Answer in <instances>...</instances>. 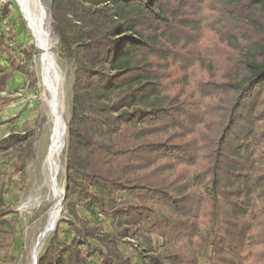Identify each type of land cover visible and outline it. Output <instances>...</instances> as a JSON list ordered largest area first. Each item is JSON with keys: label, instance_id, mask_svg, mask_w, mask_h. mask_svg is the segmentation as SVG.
Masks as SVG:
<instances>
[{"label": "trees", "instance_id": "trees-1", "mask_svg": "<svg viewBox=\"0 0 264 264\" xmlns=\"http://www.w3.org/2000/svg\"><path fill=\"white\" fill-rule=\"evenodd\" d=\"M49 13L75 65L71 237L55 229L36 264H264V0H49ZM12 36L0 31V92L14 72L35 77L18 56L34 45ZM34 139L0 138V262L16 260L20 220L7 168L24 180Z\"/></svg>", "mask_w": 264, "mask_h": 264}, {"label": "rangeland", "instance_id": "rangeland-1", "mask_svg": "<svg viewBox=\"0 0 264 264\" xmlns=\"http://www.w3.org/2000/svg\"><path fill=\"white\" fill-rule=\"evenodd\" d=\"M9 1L11 2L9 7L10 13L6 17H1L0 15V31L3 29H10L13 35L12 40L16 44H21L25 49L33 44V38L16 3L14 0H0V10L3 8L4 4ZM45 1L46 0H42L47 11L46 27L51 34V39L53 38L52 52L56 57L57 63L61 69V74L63 75L60 91L62 92V108L66 132V124L71 115V88L75 65L73 60L62 51V42L54 30L49 13V2L47 3ZM38 54L39 52L36 49L35 55L28 64L26 60H23L21 54L18 53L20 62L29 65L35 77L14 72L11 79L7 82L6 91L0 92V97L10 98L8 105L0 107V138L8 135L10 132L31 131L35 134L33 153L26 163L24 180L20 181L18 175L12 174V165L7 168L6 179L9 184V193L5 194V200L7 203L12 204L14 210L19 212L20 220L18 233L13 238L8 256L9 258H16V260L13 262H0V264H32L46 247L55 229L59 230L57 233L59 239L66 240L71 237V233L65 231L67 228L65 220L68 219V216L62 204L61 210L57 216V222L54 224L55 226L51 228L46 235L47 237L45 236L36 257L33 258L35 243L37 242L39 234L47 225L50 210L55 205V200L53 198L44 199L42 201V198H44L45 195L47 196V192H49L48 186L45 185L46 179L49 178V181L52 177L51 171H43L42 158L46 143L49 141L51 135L50 130L52 123L48 108L42 97ZM1 61L5 64L4 57H2ZM65 143L66 136L60 156V169L58 174V184L62 188V201L65 186ZM101 190L106 194L107 186H102ZM39 191L42 192L40 193ZM79 213L86 219L102 221L103 225L107 229H110V219L100 215L94 206L81 201ZM94 264H96V262H94ZM132 264H139L137 256L132 257ZM199 264L208 263L205 259L201 258L199 259Z\"/></svg>", "mask_w": 264, "mask_h": 264}, {"label": "bare ground", "instance_id": "bare-ground-1", "mask_svg": "<svg viewBox=\"0 0 264 264\" xmlns=\"http://www.w3.org/2000/svg\"><path fill=\"white\" fill-rule=\"evenodd\" d=\"M14 2L16 3L17 8L32 35L34 47L39 52L38 63L42 97L48 108L52 123L50 130L51 135L48 141L49 143H46L45 151L42 157L43 171H51L52 177L49 181V178L46 179L45 185L48 186L49 192H47V196L45 195V197L42 198V201L44 199L53 198L55 200V205L50 210L47 225L39 234L37 242L35 243L33 249V258H35L45 236L49 233L51 228L55 226L54 224L57 222V216L62 205V188L58 184V174L60 169V156L64 147V139L66 136L65 120L62 108V92L60 91L63 75L61 74V69L57 63L56 57L52 52L53 38L51 39V34L46 27L47 11L42 0H14Z\"/></svg>", "mask_w": 264, "mask_h": 264}, {"label": "water", "instance_id": "water-1", "mask_svg": "<svg viewBox=\"0 0 264 264\" xmlns=\"http://www.w3.org/2000/svg\"><path fill=\"white\" fill-rule=\"evenodd\" d=\"M45 2H49V0H46ZM36 262H37V258L33 261V263L32 264H36Z\"/></svg>", "mask_w": 264, "mask_h": 264}]
</instances>
